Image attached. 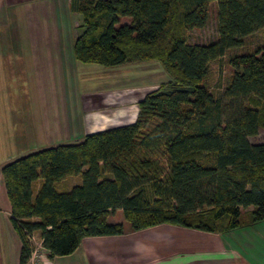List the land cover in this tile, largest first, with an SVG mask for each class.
<instances>
[{"label":"trees","instance_id":"16d2710c","mask_svg":"<svg viewBox=\"0 0 264 264\" xmlns=\"http://www.w3.org/2000/svg\"><path fill=\"white\" fill-rule=\"evenodd\" d=\"M215 6L216 38L189 41ZM82 15L73 54L116 66L158 60L169 76L137 102L133 122L30 150L2 165L20 264L38 232L49 256L84 236L116 235L169 223L224 231L264 220V0H70ZM231 73L213 91L211 61ZM219 88V89H218ZM70 176L79 182L61 184ZM246 219L242 218L245 211Z\"/></svg>","mask_w":264,"mask_h":264},{"label":"crops","instance_id":"0c3cea01","mask_svg":"<svg viewBox=\"0 0 264 264\" xmlns=\"http://www.w3.org/2000/svg\"><path fill=\"white\" fill-rule=\"evenodd\" d=\"M81 25L70 0H0V264H20L21 248L2 165L30 150L131 123L146 93L138 97L118 84L110 89L113 97L84 103L73 88L82 69L73 54ZM78 182L70 176L61 187ZM115 213L121 221V210ZM125 227L122 234L84 236L74 251L55 256L35 231L30 257L35 264H264V220L224 231L169 223Z\"/></svg>","mask_w":264,"mask_h":264},{"label":"rangeland","instance_id":"374dc122","mask_svg":"<svg viewBox=\"0 0 264 264\" xmlns=\"http://www.w3.org/2000/svg\"><path fill=\"white\" fill-rule=\"evenodd\" d=\"M189 41L206 43L216 38V20H215V6H210L209 19L207 23L200 28H193L189 31ZM264 38V28L258 30L252 35L245 38L246 46L250 48L260 43ZM233 51H241V48L228 50L224 56L211 61L209 72L204 79V82L211 87L213 91L217 87L225 84L228 75L231 73V67L228 64L227 57ZM82 69L76 70L77 83L73 88L79 89V96L82 94L84 103L95 104L97 98L103 100L108 96L113 97L110 92L111 88H118L120 84L123 90L131 88V91L138 94V97L143 93L157 87L162 82L169 80L168 74L165 72L164 67L158 60L139 61L136 63L121 64L116 66H102L94 63H81ZM93 68H99L93 69ZM112 68V69H111ZM219 89V88H218ZM82 92V93H81ZM71 96V94H69ZM69 96V97H70ZM31 112H34L32 109ZM264 137V130H260L256 137L252 140H259ZM72 180V179H71ZM243 217L246 219L248 214L247 210L243 211ZM115 215L109 216V221H116ZM121 219V218H120ZM121 221L127 226V222L122 218Z\"/></svg>","mask_w":264,"mask_h":264},{"label":"built area","instance_id":"2783aa9c","mask_svg":"<svg viewBox=\"0 0 264 264\" xmlns=\"http://www.w3.org/2000/svg\"><path fill=\"white\" fill-rule=\"evenodd\" d=\"M30 240H31V242H32V244H33V241H34V235H33V233H32V235L30 236ZM39 243H41V239H40V242ZM33 250H34V245H33ZM32 250V251H33ZM32 253V252H31ZM31 255V254H30ZM26 264H35V262H34V259L32 258V257H29L28 258V260H27V262H26Z\"/></svg>","mask_w":264,"mask_h":264}]
</instances>
